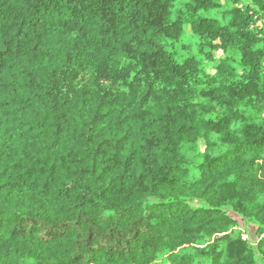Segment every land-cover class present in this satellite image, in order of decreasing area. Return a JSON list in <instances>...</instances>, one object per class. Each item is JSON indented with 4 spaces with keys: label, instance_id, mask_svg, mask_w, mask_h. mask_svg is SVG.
<instances>
[{
    "label": "trees",
    "instance_id": "16d2710c",
    "mask_svg": "<svg viewBox=\"0 0 264 264\" xmlns=\"http://www.w3.org/2000/svg\"><path fill=\"white\" fill-rule=\"evenodd\" d=\"M0 264H264V0H0Z\"/></svg>",
    "mask_w": 264,
    "mask_h": 264
},
{
    "label": "rangeland",
    "instance_id": "374dc122",
    "mask_svg": "<svg viewBox=\"0 0 264 264\" xmlns=\"http://www.w3.org/2000/svg\"><path fill=\"white\" fill-rule=\"evenodd\" d=\"M211 68H212V66H210L207 70L209 71ZM233 218H235L238 221L239 225H243L246 228V231L248 233V237H249L250 241L254 242L255 239L257 238L255 226H253V225H244L240 219H238V218H236L234 216H233Z\"/></svg>",
    "mask_w": 264,
    "mask_h": 264
}]
</instances>
